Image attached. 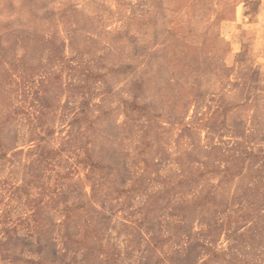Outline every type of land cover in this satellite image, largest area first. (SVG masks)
<instances>
[{
	"label": "rangeland",
	"instance_id": "rangeland-1",
	"mask_svg": "<svg viewBox=\"0 0 264 264\" xmlns=\"http://www.w3.org/2000/svg\"><path fill=\"white\" fill-rule=\"evenodd\" d=\"M0 264H264V0H0Z\"/></svg>",
	"mask_w": 264,
	"mask_h": 264
}]
</instances>
